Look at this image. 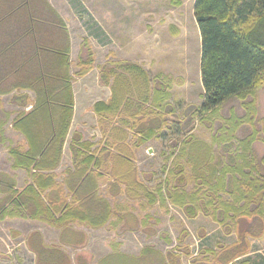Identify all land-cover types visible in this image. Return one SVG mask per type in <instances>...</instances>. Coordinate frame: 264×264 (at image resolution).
<instances>
[{
  "label": "trees",
  "instance_id": "16d2710c",
  "mask_svg": "<svg viewBox=\"0 0 264 264\" xmlns=\"http://www.w3.org/2000/svg\"><path fill=\"white\" fill-rule=\"evenodd\" d=\"M171 2L181 5L179 0ZM193 17L201 39V104H185L181 110L180 102H171L172 79L165 74L150 77L141 66L127 61L106 64L100 76L112 80V95L108 103H95L93 111L99 121L114 125L112 141L94 146L76 134L70 144L71 168L62 178L55 170L72 116L70 80H44L40 68L35 80H0V94L15 91L14 104H27L21 90L34 93L29 111L18 112L11 122L25 146H8L12 170H24L28 181L17 189L14 176L0 172V221L30 219L59 231V245L45 244L37 231L28 234L26 245L35 264H74L62 246L85 244L84 233L75 226L99 229L114 218L113 225H124L130 211L123 212L119 204L112 207L99 193L106 177L123 186L120 192L130 199H142L151 207L170 204L189 218L202 214L226 234L234 233V244L222 246L219 253L209 251L213 264H232L248 253V238L264 235V154L258 156L254 150L255 143L264 146V116L259 115L257 101L264 86V0H194ZM79 55L82 68L77 75H84L92 61L86 39ZM230 100L238 109L230 107L220 116ZM8 116L3 114L0 120V142L5 141ZM196 122L210 132V142L192 134ZM123 130L135 138L133 149L163 137L165 131L182 137L171 143L175 151L165 159L163 178L157 184L148 187L137 177L133 158L116 143L122 144ZM116 185L109 187L118 189ZM177 261L171 252L163 257L149 246L137 256L128 255L114 243L111 253L97 264ZM75 264L86 263L76 258Z\"/></svg>",
  "mask_w": 264,
  "mask_h": 264
},
{
  "label": "rangeland",
  "instance_id": "374dc122",
  "mask_svg": "<svg viewBox=\"0 0 264 264\" xmlns=\"http://www.w3.org/2000/svg\"><path fill=\"white\" fill-rule=\"evenodd\" d=\"M67 1L69 10L74 16L72 18H77L78 27L85 31L81 33L83 37H75L76 40L88 38L83 34L89 36L92 33L91 29L96 22L93 16L96 6L90 4L91 0ZM131 1L130 39L132 43L133 40H139L141 45H146V51L142 55L147 74L152 77L160 72L172 79L170 101L180 102L181 110L184 109L185 104L200 105L203 94L201 81L199 84L201 39L193 17L192 0L183 1L184 3L179 7L172 4L171 0ZM94 39L102 45L106 44V37H94ZM115 39L122 41L123 37L120 34V37ZM139 48L140 46L133 44L131 55L133 56V52ZM257 98L259 115L263 117L264 86L259 89ZM3 104H6V101H3ZM230 107L238 109L236 102L230 100L223 106L220 116L227 114ZM163 134L162 139H155L149 144L150 150H147V145L138 150L133 148L128 150V155L133 158L137 177L148 187L157 184L163 178L161 167L170 153L175 151L171 143L182 139L170 131H165ZM192 134L210 142V132L197 122L194 124ZM242 134L243 132H240L239 136ZM5 135L7 139L14 140L15 135L11 131ZM13 143L16 144H8L6 139L3 143L0 142V171L11 176L15 173L11 168L8 146L18 145L20 141ZM260 149L259 151L262 152L263 147L260 146ZM26 178L24 173L17 174L16 187L22 188L25 181H28ZM108 180V182L103 180L100 185L103 184L107 188L111 184H117L118 189L113 187L115 190L107 193L106 188L102 187L100 195L105 196L112 207L119 204L123 212L129 210L130 216L125 217L124 225L121 226L113 225L115 218L110 224L99 229L75 226L84 233L85 244L80 248L62 246L74 264L76 258H80L86 264H97L99 259L111 253L114 243H118L119 250L128 255L137 256L143 247L149 246L163 257L171 252L178 257L177 264H213L209 251L219 253L222 246L227 247L236 242L234 233L226 234L224 228L210 217L197 214L189 218L179 208L170 204L167 207L158 205L151 207L142 199L133 200L126 197L120 192L123 186L119 187L118 183H112L113 179ZM31 231L39 232L45 244L59 245V231L55 228L35 220L6 218L0 221V264H35V255L26 245L27 236ZM248 243V253L232 264H264V235L259 239L248 238ZM155 258L156 256H153V259Z\"/></svg>",
  "mask_w": 264,
  "mask_h": 264
},
{
  "label": "crops",
  "instance_id": "0c3cea01",
  "mask_svg": "<svg viewBox=\"0 0 264 264\" xmlns=\"http://www.w3.org/2000/svg\"><path fill=\"white\" fill-rule=\"evenodd\" d=\"M91 1L90 4L96 6L93 14L96 22L89 36L83 34L88 38L85 37L77 41L75 37L82 36L81 33H85V31L78 27L77 18H72L74 16L69 10L67 0H0V80H35V73L39 68L45 71L44 80H70L73 100L72 116L62 147L60 163L55 170L61 176L60 178L63 177L65 170L71 168L70 144L76 134L82 137V141L90 142L94 146H98L104 141H112L110 131L113 130L114 125L110 127L108 120L105 123L99 121L93 111L95 103H108L112 95L110 87L112 80L101 78V68L110 62L121 60L137 64L145 70L142 53L146 51V45H141L139 40H133L132 43L130 39L132 1ZM179 1L182 5L191 0ZM192 4L194 5V0H192ZM120 34L123 37L122 41L115 39L120 37ZM94 37H106V44L98 43ZM90 38L91 40H89ZM85 39L88 41L92 53L91 58H88V60L92 59L91 68L86 74L77 75V72L82 68L79 53L81 43ZM36 40L39 46L36 45ZM94 40L96 41L95 45ZM133 44L140 48L133 52L132 56L131 47ZM200 81L201 77H199V84ZM5 85H8L7 82ZM14 94H16L15 91L0 94V120L3 121V114H9L3 126L4 138L8 144H16L13 142L20 141L17 144L25 146L22 134L12 129L11 122L18 112L29 111L34 93L29 89L21 90V94H25L27 97L25 106L12 102ZM3 101H6V104H3ZM8 131L15 135L13 141L7 139L5 134ZM124 132L127 134L126 138ZM121 133L123 142L120 144L117 140L116 143L121 145L123 152L127 150L129 154L128 150L131 149L135 138L132 137L129 130H123ZM119 138L120 136H117V139ZM162 138L160 137V139ZM155 139L158 138L147 141L135 150L146 145L147 150H150L149 144L153 143ZM1 143L3 142L1 141ZM260 146L263 147L262 152L259 151L261 150ZM254 150L258 156L264 154V146L261 143H255ZM13 172L15 180L19 173L26 175L25 171L21 169ZM108 179L106 177L107 182ZM102 187L106 188L102 184L99 186L100 190ZM16 188L21 189V187ZM111 191L114 189L106 188L107 193Z\"/></svg>",
  "mask_w": 264,
  "mask_h": 264
}]
</instances>
